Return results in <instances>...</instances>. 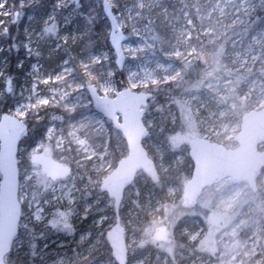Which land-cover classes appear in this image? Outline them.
Here are the masks:
<instances>
[{"label":"rangeland","instance_id":"1","mask_svg":"<svg viewBox=\"0 0 264 264\" xmlns=\"http://www.w3.org/2000/svg\"><path fill=\"white\" fill-rule=\"evenodd\" d=\"M87 1L90 15L79 11L78 0H54L36 30L32 13L23 14L25 0H0V31L24 20L26 41L18 44L33 58L16 93L12 78L0 66V90L9 78L10 94L17 100L8 113L22 119L30 132L38 127L31 124L33 116L45 119L43 140L19 145L23 232L14 242L13 260L26 258L34 264L37 257L38 264H110L102 238L116 217L113 201L99 186L119 160L114 153L121 158L127 149L111 121L93 109L85 89L93 84L100 96L109 98L121 89L152 95L143 116L149 130L143 146L155 163L159 182L152 184L139 172L124 192L118 215L125 228L128 264L145 263L138 254L143 247L147 254L153 250L163 257L161 264H264V171L254 192L246 183L224 178L205 188L189 206L181 199L191 171L188 146L170 142L177 131L233 148L241 114L248 107H264V27L248 35L253 28L250 16L263 0H172L180 24L172 28L175 42L167 49L161 47L163 36L155 31L149 13L151 4L160 0H120L116 17L128 36L123 43V80L115 75L112 49L103 44L109 26L105 28L107 20L102 11L98 17L95 9L102 0ZM108 1L113 7L119 3ZM76 17L88 25L89 35L94 26L99 27L97 50L86 38V29L78 30ZM40 42L50 54L66 55L48 69L45 60L53 61L54 55L42 54ZM75 48H81L84 57ZM170 87L179 90L165 96L169 104L156 97ZM259 149L264 150V143ZM40 151L69 165L71 175L48 179L29 162L30 155ZM162 189L166 203L155 194ZM184 218L193 230L178 229ZM161 226L168 230L166 242L153 238ZM182 236H186L185 251L176 243Z\"/></svg>","mask_w":264,"mask_h":264},{"label":"water","instance_id":"2","mask_svg":"<svg viewBox=\"0 0 264 264\" xmlns=\"http://www.w3.org/2000/svg\"><path fill=\"white\" fill-rule=\"evenodd\" d=\"M101 9L109 24L108 44L114 54L117 70L122 71L125 64L123 43L128 36L119 28L118 20L108 0H102ZM92 107L102 117L109 119L121 134L127 154L120 158L116 167L100 183L99 190L105 192L113 201L115 222L105 232L115 264H127L128 249L125 241V228L118 215L124 191L142 171L150 182L158 183L159 176L153 160L143 146L149 131L143 123L147 101L151 93L134 92L122 89L113 98L100 96L93 84L85 87ZM5 93H11V80L5 81ZM28 134V126L13 114H0V264H6L9 254L19 234L22 216L19 202L18 149ZM188 144V158L192 164L190 178L182 187L184 202L192 204L194 198L205 188L229 178L233 184L246 183L250 190H256V180L264 167V107L250 109L240 116L237 133L232 137L236 143L233 148L210 141L203 137H185ZM29 161L40 166V170L52 181L64 179L71 174V168L47 153L34 152ZM157 242L167 240L166 227H161L153 236Z\"/></svg>","mask_w":264,"mask_h":264},{"label":"trees","instance_id":"3","mask_svg":"<svg viewBox=\"0 0 264 264\" xmlns=\"http://www.w3.org/2000/svg\"><path fill=\"white\" fill-rule=\"evenodd\" d=\"M129 3H134V0H128ZM79 2V6L80 8L79 11L84 13V14H88L90 15V13H92V11L89 9L88 5H87V0H78ZM119 2V3H118ZM54 0H32L30 2H28V0H25V5L22 7V11L25 17H27L29 14L32 13V21H34L35 23H37L38 27L36 30L40 29L41 26V22H42V18L45 17L47 10L53 5ZM117 5L115 7H113V11L116 14L118 12V8L121 5L120 0L117 1ZM177 3V2H176ZM151 8L150 11L148 10V12L151 14V16L154 18V28L155 31H157V33L159 34V36H163V39L161 40V47H163L164 49H167L168 46H170V44H173L175 41L173 40V35H174V31H172V28L177 27L180 24V21L178 20L179 16H177V10L175 8H173V2L172 0H160L158 3H152L151 4ZM172 6V7H171ZM96 9V13L97 16L100 17L101 16V6L99 5ZM166 11L167 16L164 15V12ZM171 10H173V14H171ZM190 12L192 13V17L194 18V12H195V8H190ZM143 17H141L142 20ZM104 21L105 18H103ZM251 22L253 23V28L249 31L248 35H252L253 33L257 32L258 30H260L261 28L264 27V0H263V4L257 8V11L255 14H252L250 16ZM77 23H78V30L79 29H86L85 33H86V38L87 39H92L93 41V45L95 47H93V50H97L98 46L100 43H98V38H96V35L98 34V26H94L91 29V35H89V29H88V25L85 24L83 19H79L78 17H76L74 19ZM25 21L24 20H20V23H17L15 26L10 25L5 31H0V66L3 67V74L10 76L12 78L13 81V91L16 93V90L18 89V87L23 83L22 80L25 77V73L28 71L31 62L33 60V58H31L30 55H28L26 53V51L24 50V48L19 47L18 43L24 42L25 40V35H26V29H25ZM96 24V22H95ZM108 25H106L105 28H107ZM127 29V28H126ZM36 30L34 31V33L36 32ZM9 34H11L10 38H7V36H9ZM44 34V32H43ZM34 34H32L33 37ZM172 38V40H171ZM26 41V40H25ZM82 40H80L81 43ZM106 41V40H105ZM16 45V48L12 47L13 45ZM106 45V47H108V43L106 41V43H103ZM205 42L204 40L201 41V45L205 46V48H207V45H204ZM79 45V44H77ZM167 47V48H166ZM109 48V47H108ZM39 49L40 52L42 54H45L46 52H49L46 47L44 46V44H42L40 42L39 44ZM76 49V53H80V49L78 50V48ZM162 49V48H161ZM79 51V52H78ZM66 53V52H65ZM65 53H59L57 55L55 54H50L49 55H54L52 57L53 61L50 60V57L46 58V62H45V67L50 69L53 68L54 65L57 64V62H59L66 54ZM68 53H72V48L68 49ZM84 53L83 51L81 52V56L80 58L84 57ZM42 60H44V58H42ZM201 67V66H200ZM116 77H118V79L123 80L124 79V72L122 71H116L115 72ZM189 76H191L189 74ZM193 76V75H192ZM1 83H0V87H1ZM177 88H169L168 92H164L163 90H161L160 92L156 93V97H161V98H165V101L169 104L170 101L165 97L166 95H173L178 93ZM168 93V94H167ZM15 95H11V94H6L5 91L1 92L0 90V114L3 112H11L12 109L14 108V105L16 103L17 100H15ZM175 109V108H173ZM252 109V107H248L247 110ZM37 116H33L31 121L32 123H37L38 127L36 128V130H32L31 132L29 131L27 137L23 140V143H28L29 145H31V143H36L39 140H43L44 137V129H43V124H41L42 122L45 121V119H41V120H37L36 119ZM111 146V145H110ZM29 147V146H28ZM121 148L125 149L124 144H121ZM111 150V149H110ZM114 157L116 159L120 158V155H118L117 153H114ZM264 171V167L262 168L261 172ZM152 189V191H157L156 187H153L152 185H150ZM149 188V190L151 189ZM157 198L159 200H161L163 203H166V201L168 200V198L165 196L164 190L162 189L160 192H156L155 193ZM111 209V208H110ZM112 213L114 214V212L112 211ZM110 211V214H112ZM184 228H186L187 230H193L194 226L193 224L188 220V218H184L183 220H181V222L178 225V229L179 230H183ZM23 232V228H19V235H21ZM103 240V247L105 249L106 252V258L108 257L110 260V264H115L112 260L111 254H110V249L108 247V244L106 243V241L104 240V238H102ZM178 244H182L181 249H184L185 251V247L187 246L186 243V236H182L181 238L178 239V241L176 242ZM14 248V247H13ZM10 251V253L7 255L8 256V260L6 262V264H31V262H28L26 258H23L22 261H18L15 262L13 260V254H14V250ZM189 247H187L188 249ZM36 250V249H35ZM36 252V251H35ZM148 250L147 248L143 247L141 249V251L138 253L139 255H141V258H146L145 259V263L144 264H161L163 257L161 256H157L156 251L151 250V252L149 254H147ZM183 252V251H182ZM33 262L34 264H38V258L34 257L33 258Z\"/></svg>","mask_w":264,"mask_h":264},{"label":"flooded vegetation","instance_id":"4","mask_svg":"<svg viewBox=\"0 0 264 264\" xmlns=\"http://www.w3.org/2000/svg\"><path fill=\"white\" fill-rule=\"evenodd\" d=\"M183 136H185V137H192V136H190V135H188V134L182 135V134H180L179 132L176 131V132H174V139H172V140L170 141L171 144L184 143V144H186V145L188 146L187 142L184 141V140L182 139ZM40 152L47 153V154L49 155V152H48V151H40ZM190 174H191V171H190ZM189 176H190V175H189ZM181 199H182V202H183L184 204H186V202H184L182 196H181ZM194 199H195V198H194ZM193 202H194V201H193ZM161 227H162V226H161ZM167 233H168V230H167Z\"/></svg>","mask_w":264,"mask_h":264},{"label":"bare ground","instance_id":"5","mask_svg":"<svg viewBox=\"0 0 264 264\" xmlns=\"http://www.w3.org/2000/svg\"><path fill=\"white\" fill-rule=\"evenodd\" d=\"M222 181V180H221Z\"/></svg>","mask_w":264,"mask_h":264}]
</instances>
